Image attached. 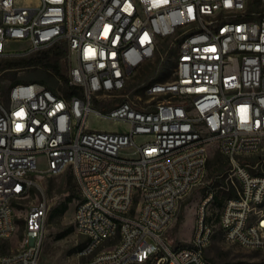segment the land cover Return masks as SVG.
I'll return each mask as SVG.
<instances>
[{"label":"built area","instance_id":"1","mask_svg":"<svg viewBox=\"0 0 264 264\" xmlns=\"http://www.w3.org/2000/svg\"><path fill=\"white\" fill-rule=\"evenodd\" d=\"M55 48L65 50L63 78L54 75L62 91L19 83L0 100V264H39L48 207L27 209L20 240L16 209L41 179L67 170L86 240L80 264H215L206 255L212 194L188 245L164 237L213 148L234 187L218 219L222 238L264 252V159L239 161L264 146V0H0V58ZM163 55L173 57L170 79L125 92ZM91 117L128 129L98 132Z\"/></svg>","mask_w":264,"mask_h":264},{"label":"rangeland","instance_id":"2","mask_svg":"<svg viewBox=\"0 0 264 264\" xmlns=\"http://www.w3.org/2000/svg\"><path fill=\"white\" fill-rule=\"evenodd\" d=\"M24 44L12 45V49H19ZM170 46V45H169ZM165 56H161V58ZM168 59V56H166ZM160 56H156L152 63L144 64L133 76L130 86L141 84L148 80V73L153 70V65ZM166 59V58H165ZM166 59V60H167ZM21 59L0 58V63L8 64L18 62ZM63 68V67H62ZM173 68V57L168 59L167 66H160L159 70L164 73L165 79L171 78ZM65 69V68H64ZM63 69V70H64ZM157 78V76H153ZM41 82L54 91H62L60 85L50 72L40 68H10L6 66L0 71V100L6 99L9 89L19 83ZM88 126L98 132L123 133L128 125L121 122H112L89 118ZM264 159V146L258 154L241 156V163L253 166L259 160ZM229 163L215 148L209 156L203 182L188 197H186L179 208L177 218L172 226L164 234V237L173 245H188L193 236V229L198 216V208L201 202L213 195L205 206L207 223L213 230L212 242L206 250L207 257L215 264H243L257 262L264 259V252L251 251L238 245L227 244L223 238L218 225V219L222 204L228 197V192H233V185L227 180ZM236 184V182L234 181ZM40 188L32 191L30 197L21 201L16 209L17 237L20 240L23 228V219L27 209L36 203L45 202L48 211L44 231V243L40 255L39 264H80L84 261L78 255L79 249L86 243L83 236L79 235L74 226V206L79 199V191L75 180L69 170L54 177H44L40 180ZM63 209V211H61ZM71 233L64 235L67 231ZM113 242L108 244L111 245ZM20 246L14 239L11 249Z\"/></svg>","mask_w":264,"mask_h":264},{"label":"trees","instance_id":"3","mask_svg":"<svg viewBox=\"0 0 264 264\" xmlns=\"http://www.w3.org/2000/svg\"><path fill=\"white\" fill-rule=\"evenodd\" d=\"M64 55H65V50L61 48H55L53 50L40 53L28 59H21L18 62L8 63V64L0 63V71L6 68V66L10 68H31L33 67V68H40L42 70L50 72L53 75L57 76L58 78H63L61 71H60L59 61ZM168 59L165 60L163 63H161L159 66L153 67V70L148 73V78L157 76L156 79L154 78L155 80H158V81L168 80V79H165V77L163 76L164 73H161V71L159 70V67L161 65L167 66ZM136 92L139 93L140 90L138 89L136 90ZM232 194H233L232 192H228L227 196L229 197ZM61 211H63V209ZM71 232L72 230H69L64 235H67ZM84 246L85 244L81 246L79 251H81Z\"/></svg>","mask_w":264,"mask_h":264}]
</instances>
